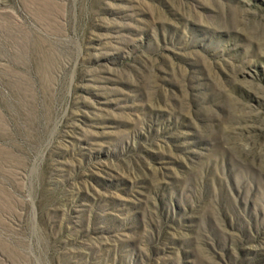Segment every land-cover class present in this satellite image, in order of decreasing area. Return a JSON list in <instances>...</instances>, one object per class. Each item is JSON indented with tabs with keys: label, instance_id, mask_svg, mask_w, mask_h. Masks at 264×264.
I'll list each match as a JSON object with an SVG mask.
<instances>
[{
	"label": "rangeland",
	"instance_id": "1",
	"mask_svg": "<svg viewBox=\"0 0 264 264\" xmlns=\"http://www.w3.org/2000/svg\"><path fill=\"white\" fill-rule=\"evenodd\" d=\"M0 264H264V0H0Z\"/></svg>",
	"mask_w": 264,
	"mask_h": 264
}]
</instances>
